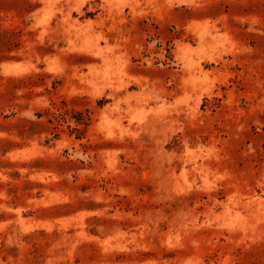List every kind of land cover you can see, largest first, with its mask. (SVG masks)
Listing matches in <instances>:
<instances>
[{
	"label": "rangeland",
	"instance_id": "1",
	"mask_svg": "<svg viewBox=\"0 0 264 264\" xmlns=\"http://www.w3.org/2000/svg\"><path fill=\"white\" fill-rule=\"evenodd\" d=\"M0 264H264V0H0Z\"/></svg>",
	"mask_w": 264,
	"mask_h": 264
},
{
	"label": "trees",
	"instance_id": "2",
	"mask_svg": "<svg viewBox=\"0 0 264 264\" xmlns=\"http://www.w3.org/2000/svg\"><path fill=\"white\" fill-rule=\"evenodd\" d=\"M79 115H80V117H78V116H72V118L75 119V121L77 122V124H81V123L86 124L87 123L86 122L87 119L83 115H81V113H79Z\"/></svg>",
	"mask_w": 264,
	"mask_h": 264
}]
</instances>
